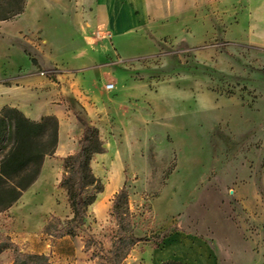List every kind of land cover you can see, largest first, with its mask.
<instances>
[{
	"label": "rangeland",
	"instance_id": "obj_1",
	"mask_svg": "<svg viewBox=\"0 0 264 264\" xmlns=\"http://www.w3.org/2000/svg\"><path fill=\"white\" fill-rule=\"evenodd\" d=\"M53 3L58 10L49 15H24V8L0 21V82H30L67 111L61 127L72 132V153L83 131L76 116L97 128L103 152L93 154L91 167L103 189L76 232L57 237L72 211L56 158L38 209L30 199L17 212V201L0 212V264H11L16 249L55 264L101 261L117 237L112 200L123 185V228L142 240L122 264H150L139 263V247L159 246L205 185L230 198L237 223L264 258V0H195L180 16L131 20L132 29L114 37L105 26L75 23L73 0ZM47 51H56L55 60ZM78 51L99 52L80 67ZM87 74L94 86L81 93L79 79ZM106 83L113 88L104 90ZM117 97L124 98L120 111L139 117L124 125L112 112ZM115 173L121 181L112 194Z\"/></svg>",
	"mask_w": 264,
	"mask_h": 264
},
{
	"label": "crops",
	"instance_id": "obj_2",
	"mask_svg": "<svg viewBox=\"0 0 264 264\" xmlns=\"http://www.w3.org/2000/svg\"><path fill=\"white\" fill-rule=\"evenodd\" d=\"M232 1L234 0H225L226 3ZM29 3L31 8L28 6ZM194 3L195 0H73L72 7L75 23L105 26L114 37L129 32L132 28L127 25L132 21L133 23L142 21L144 25L167 17L180 16L191 10ZM56 8L53 0H29L23 14L38 17L49 15L58 10ZM98 52L78 51L75 56L83 60L79 66L84 67L95 61ZM55 55L56 51H47V56H51L52 60H55ZM94 78V74L80 77L81 93L91 92ZM29 83L22 82L19 85L8 86L0 82V110L4 106L15 107L32 120H39L45 115H54L58 120L57 146L53 154L55 157L46 156L47 159L43 161L39 176L17 200L18 206H15V212L21 210L30 199L36 200L37 203L46 199L44 194L46 187L51 184L56 158L62 160L72 154L70 151L73 148L72 143L69 142L72 132H65L61 127V122L68 118L67 111L58 105H51L48 100L50 97L44 92L32 90ZM103 88L109 91L105 89V84ZM123 99L122 97L112 99V112L126 125V121L133 117L138 118L139 115L126 110L120 111L118 106L122 104ZM111 179L114 180L113 194L121 178L115 173ZM111 179L107 184L111 183ZM37 203L36 209L40 205ZM169 205L172 206L173 203ZM234 213L230 198L225 192L212 185L201 187L178 212L175 217L177 228L167 233L159 246H152L147 242L141 245L142 249L139 247V263L145 260L150 264H160L172 260L181 264H264V258L258 257L251 247ZM131 253L128 257H131Z\"/></svg>",
	"mask_w": 264,
	"mask_h": 264
},
{
	"label": "trees",
	"instance_id": "obj_3",
	"mask_svg": "<svg viewBox=\"0 0 264 264\" xmlns=\"http://www.w3.org/2000/svg\"><path fill=\"white\" fill-rule=\"evenodd\" d=\"M26 0H0V21L10 20L24 11ZM83 126L75 153L65 156L64 173L59 186L66 190L72 217L57 237L64 233L73 235L83 223L88 206L101 192L103 185L91 168L93 154L103 152L98 130L76 116ZM58 122L54 115L39 120L26 117L19 109L4 106L0 110V212L13 205L22 193L37 179L46 156H52L57 146ZM124 185L112 200V213L118 225L117 237L112 248L95 264H122L134 244L141 238L127 234L123 228L121 205H126ZM166 235H162V241ZM11 264H55L45 254L22 252L16 249ZM160 264H181L167 260Z\"/></svg>",
	"mask_w": 264,
	"mask_h": 264
},
{
	"label": "built area",
	"instance_id": "obj_4",
	"mask_svg": "<svg viewBox=\"0 0 264 264\" xmlns=\"http://www.w3.org/2000/svg\"><path fill=\"white\" fill-rule=\"evenodd\" d=\"M112 88H113V84L112 83H106L105 84V89L110 90Z\"/></svg>",
	"mask_w": 264,
	"mask_h": 264
}]
</instances>
